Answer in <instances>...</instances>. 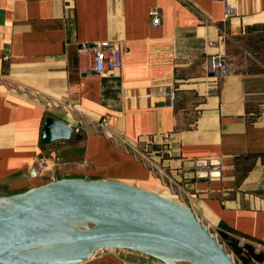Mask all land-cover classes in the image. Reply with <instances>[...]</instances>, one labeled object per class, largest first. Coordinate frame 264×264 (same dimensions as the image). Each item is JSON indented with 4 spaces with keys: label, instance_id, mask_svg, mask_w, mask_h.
Returning <instances> with one entry per match:
<instances>
[{
    "label": "crops",
    "instance_id": "0c3cea01",
    "mask_svg": "<svg viewBox=\"0 0 264 264\" xmlns=\"http://www.w3.org/2000/svg\"><path fill=\"white\" fill-rule=\"evenodd\" d=\"M230 1L237 13L224 18L222 0H0V196L64 177L160 182L111 138L122 135L218 239L243 238L247 263L264 264V0ZM99 40L119 44L120 68L82 71L78 44ZM211 53L231 72L211 71ZM47 115L78 131L43 144ZM73 264L167 263L103 248Z\"/></svg>",
    "mask_w": 264,
    "mask_h": 264
},
{
    "label": "water",
    "instance_id": "95a60500",
    "mask_svg": "<svg viewBox=\"0 0 264 264\" xmlns=\"http://www.w3.org/2000/svg\"><path fill=\"white\" fill-rule=\"evenodd\" d=\"M71 135V125L45 117L43 144ZM103 248L137 250L167 264H238L161 182L64 177L0 196V264H73Z\"/></svg>",
    "mask_w": 264,
    "mask_h": 264
},
{
    "label": "built area",
    "instance_id": "2783aa9c",
    "mask_svg": "<svg viewBox=\"0 0 264 264\" xmlns=\"http://www.w3.org/2000/svg\"><path fill=\"white\" fill-rule=\"evenodd\" d=\"M222 2L224 6V18H229L237 13L236 7L231 3L230 0H222ZM148 14L150 16L151 24L153 26H159L161 22L160 8L158 6H152L149 8ZM77 51L79 56H86L89 59V66L81 67L82 71L89 70L95 73H110L113 70L120 68L122 63V50L119 44L113 40L81 42L78 44ZM7 57V55H4V59H7ZM207 63L210 70L218 75H225L232 70V65L229 58L221 53L209 54L207 56ZM213 86H216V82H213ZM166 94L170 104L173 105L176 98L175 86H169ZM107 124V117L103 116L99 120L98 128L107 133ZM72 131L76 132L78 131V128H72ZM111 138L116 144L121 146L127 152H130L136 158H140L144 162H147L149 166H151L152 170L156 172L161 178L160 182L165 184L166 169L162 163L154 161L150 153H147L146 150L139 146L131 144L122 135L111 133ZM50 164L51 163L48 162L46 157L38 158V167L40 169H47ZM209 167L210 165L206 164V168ZM239 244L244 247L245 240L243 238L239 239Z\"/></svg>",
    "mask_w": 264,
    "mask_h": 264
},
{
    "label": "rangeland",
    "instance_id": "374dc122",
    "mask_svg": "<svg viewBox=\"0 0 264 264\" xmlns=\"http://www.w3.org/2000/svg\"><path fill=\"white\" fill-rule=\"evenodd\" d=\"M166 186H169L168 184H164ZM170 187V186H169ZM170 189L175 192L171 187ZM176 193V192H175ZM221 243L224 244L226 250L232 254V257L238 264H248L247 260L245 259L246 250L243 249V246L239 244V247H237L235 244H233L230 240L227 239H219ZM245 253V254H244Z\"/></svg>",
    "mask_w": 264,
    "mask_h": 264
},
{
    "label": "bare ground",
    "instance_id": "6f19581e",
    "mask_svg": "<svg viewBox=\"0 0 264 264\" xmlns=\"http://www.w3.org/2000/svg\"><path fill=\"white\" fill-rule=\"evenodd\" d=\"M85 222H73L72 225L74 226H84Z\"/></svg>",
    "mask_w": 264,
    "mask_h": 264
}]
</instances>
